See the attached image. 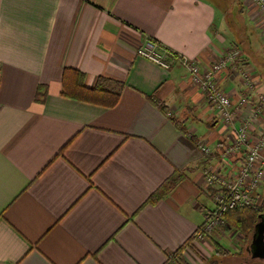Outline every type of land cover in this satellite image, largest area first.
<instances>
[{
    "label": "crops",
    "instance_id": "0c3cea01",
    "mask_svg": "<svg viewBox=\"0 0 264 264\" xmlns=\"http://www.w3.org/2000/svg\"><path fill=\"white\" fill-rule=\"evenodd\" d=\"M150 40L203 66L242 52L217 76L235 126L250 123L235 155L221 153L233 126L188 72L137 53ZM67 69L88 88L107 79L117 105L64 96ZM263 101L264 16L251 0H0V264H175L182 245L189 264L187 245L215 207L207 172L238 171L264 130ZM175 172L181 182L147 203ZM230 233L236 244L213 238L220 252L210 243L198 263L264 264Z\"/></svg>",
    "mask_w": 264,
    "mask_h": 264
},
{
    "label": "built area",
    "instance_id": "2783aa9c",
    "mask_svg": "<svg viewBox=\"0 0 264 264\" xmlns=\"http://www.w3.org/2000/svg\"><path fill=\"white\" fill-rule=\"evenodd\" d=\"M251 1L258 6L264 16V0ZM137 53L165 69L178 62L188 72L192 83L205 95L206 101L218 112L221 121L227 126H233L235 135L233 142L221 152L222 156L229 159L241 149V145L248 140L250 123L243 122L235 126L239 110L233 107L232 98L219 87L217 82V76L221 72L236 69L238 61L243 56L239 49L230 47L217 61L206 66L201 65L197 60L177 55L169 50L161 51L159 44L151 40L140 46ZM249 74L247 70L242 73L247 86L252 84ZM263 102L260 108L264 109ZM246 103L247 99L241 98L240 104ZM201 148L204 152L210 153L205 145ZM206 180L209 185H217L221 191L216 192L215 208L195 234L199 239L220 235L223 237L225 235L223 228L228 225L225 214L229 210L242 206L255 209L260 207L259 189L264 183V130L260 139L245 153L243 162L235 174L232 172L221 174L219 169L209 170Z\"/></svg>",
    "mask_w": 264,
    "mask_h": 264
},
{
    "label": "trees",
    "instance_id": "16d2710c",
    "mask_svg": "<svg viewBox=\"0 0 264 264\" xmlns=\"http://www.w3.org/2000/svg\"><path fill=\"white\" fill-rule=\"evenodd\" d=\"M239 62L240 60L238 61V64ZM106 83L107 79H105L104 77H99L96 85L93 88H88L84 84V74L82 72L74 69H67L65 70L63 76L62 94L72 99L91 102L105 107H114L119 101V93L111 91L106 86ZM45 94V89L43 87H39L37 93L38 100L43 98ZM156 104L160 106L162 110H165V107L162 106L160 102H156ZM183 178L184 177L182 174H178L175 172L149 197L147 203L154 204L161 200L163 197L168 195L181 182ZM261 213H264V197L261 198L260 207L258 209L252 208L250 206L237 207L233 210H229L225 214V220L230 227L237 230L245 238L248 239L250 237V239H248L249 243L251 241L254 227L258 222V217ZM199 228L197 229V231L199 230ZM213 246L215 247L217 252H220V243L215 242ZM183 248L184 245H182L174 253V255H180L183 251Z\"/></svg>",
    "mask_w": 264,
    "mask_h": 264
},
{
    "label": "rangeland",
    "instance_id": "374dc122",
    "mask_svg": "<svg viewBox=\"0 0 264 264\" xmlns=\"http://www.w3.org/2000/svg\"><path fill=\"white\" fill-rule=\"evenodd\" d=\"M221 3V2H220ZM220 14H222V12H221V10L219 9L218 10V13H217V17H218V20H220V18H221V15ZM235 20H237V18L236 17H234V18H230V19H228L227 20V23L229 24V23H233L232 21H235ZM261 189L263 190L264 189V183L261 185ZM221 191V189H219L218 188V190H215L214 192H213V197H214V201H215V194H216V192H220ZM211 204H212V208L214 207V205H215V203L213 202H211ZM215 208V207H214ZM200 229H201V227H200ZM230 230H234V231H237V230H235L234 228H232V227H229V224L228 225H226L224 228H223V232H225V235L223 236V237H226V238H223V242H221L222 243V245L224 246V247H229V246H232L235 242H234V239H237V237H235L233 240L232 239H230ZM237 233H238V231H237ZM237 236L239 235V234H236ZM221 236V235H220ZM220 236H218V238L220 237ZM215 239H217L218 240V238L217 237H214ZM248 239H250V237L248 238ZM247 239V240H248ZM251 239H252V236H251ZM231 241H233V243H230ZM216 242V240H213V237H208V238H203V239H199V238H197V235L195 234V235H193V238L189 241V243H188V245H187V248H188V250H190V251H188V250H186V251H188L189 253L186 255V261H188L189 262V264H197L198 262H200V263H202L203 261V258L205 259V258H207L208 257V254H207V251H205L203 248H205V246H207L208 244H214ZM251 242V241H250ZM250 242L248 243L247 242V245H249L250 244ZM236 244V243H235ZM184 250H185V246H184V248H183V251H182V253L180 254V255H174L173 256V260L174 261H177L178 263H176L175 262V264H187L186 262H185V260H184V258L182 259V255H183V252H184ZM199 264V263H198ZM206 264H207V262H206Z\"/></svg>",
    "mask_w": 264,
    "mask_h": 264
},
{
    "label": "water",
    "instance_id": "95a60500",
    "mask_svg": "<svg viewBox=\"0 0 264 264\" xmlns=\"http://www.w3.org/2000/svg\"><path fill=\"white\" fill-rule=\"evenodd\" d=\"M258 218L248 248L253 258L264 261V213H261Z\"/></svg>",
    "mask_w": 264,
    "mask_h": 264
}]
</instances>
